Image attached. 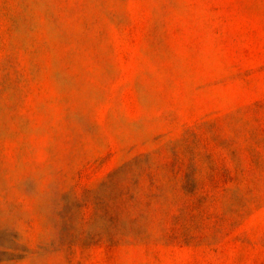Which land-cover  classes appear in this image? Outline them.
<instances>
[{"label": "rangeland", "instance_id": "rangeland-1", "mask_svg": "<svg viewBox=\"0 0 264 264\" xmlns=\"http://www.w3.org/2000/svg\"><path fill=\"white\" fill-rule=\"evenodd\" d=\"M0 264H264V0H0Z\"/></svg>", "mask_w": 264, "mask_h": 264}]
</instances>
